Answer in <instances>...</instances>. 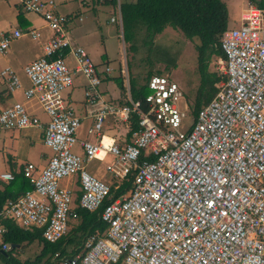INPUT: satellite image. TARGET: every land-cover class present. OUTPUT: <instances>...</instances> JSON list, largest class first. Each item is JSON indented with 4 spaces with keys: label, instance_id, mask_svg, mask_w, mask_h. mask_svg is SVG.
Returning <instances> with one entry per match:
<instances>
[{
    "label": "built area",
    "instance_id": "built-area-1",
    "mask_svg": "<svg viewBox=\"0 0 264 264\" xmlns=\"http://www.w3.org/2000/svg\"><path fill=\"white\" fill-rule=\"evenodd\" d=\"M12 1L39 16L51 34L41 42V54L22 69L28 85L23 87L17 72L5 65L0 91L20 89L47 120L42 126L14 101L0 109V130L42 128L51 155L38 171L32 163L22 167L31 188L6 200L0 219L10 218L23 229L40 228L46 241L60 239L74 217L72 189L60 182L76 175L77 205L88 211L103 205L99 216L106 227L84 237L82 254H54L55 264H264V11L247 2L239 24L220 33L224 57L217 59L225 80L183 130L184 113L176 107L183 93L175 81L150 75L144 107L128 92L126 103L106 101L96 65L68 36L70 17L55 9L64 0ZM21 35L40 38L37 29L1 30L0 54ZM76 75L84 80L82 101L92 118L87 134L99 135L107 116L128 124L134 113L138 127L128 142L80 141L83 159L72 152L80 117L61 91ZM93 159L106 161L114 184L85 169L83 161ZM128 174L131 186L108 200L110 184L117 188ZM12 178L10 172L0 173L2 181ZM4 231L0 224V236ZM8 247L1 243V249Z\"/></svg>",
    "mask_w": 264,
    "mask_h": 264
},
{
    "label": "trees",
    "instance_id": "trees-1",
    "mask_svg": "<svg viewBox=\"0 0 264 264\" xmlns=\"http://www.w3.org/2000/svg\"><path fill=\"white\" fill-rule=\"evenodd\" d=\"M264 11V0H248ZM115 4V0H112ZM120 27L123 39L132 40L135 28L143 27L146 37L150 39L157 33H160L165 26L178 30L185 38L195 40L194 50L196 53V71L198 73L199 83L196 90L195 102L188 107L191 123L194 122L197 110L208 102L218 87L215 84L225 80V75L216 71L207 69L208 62L213 58H223L224 54L219 47L218 41L220 33L227 27V9L222 0H134L129 3H119ZM154 74H160L156 72ZM152 73L147 72L144 82L135 86L130 80L128 93L131 100H138L141 107L143 97L148 93L146 82ZM116 84L120 91L123 89L122 82L116 79ZM198 95L200 100L198 99ZM126 103L123 100L121 103ZM137 117L131 113L129 119V130L127 136L130 137L133 131L137 130ZM129 141V140H128ZM114 184V181H112ZM131 186V174L121 180L117 188L111 184L112 200L123 194ZM31 186L28 180L23 176L22 171L13 176L6 183H0V208L6 200H13ZM79 196V194H78ZM76 197L75 203L77 202ZM104 202H107L106 200ZM101 205L94 211H88L80 208L77 203L71 208L74 214V224L60 239L49 242L41 236V229L32 227L23 229L18 227L10 218L0 219V224L5 231L0 236V259L3 264H55L52 262L54 254L58 257H73L78 253H83L82 240L88 234H100L106 227V223L100 219ZM71 222L68 221V225ZM37 240L41 244L39 253L32 261H18L12 255V251L21 242H31ZM1 243L8 244L7 249H1ZM72 248H71V247ZM70 247V249H68ZM54 259H56L54 257ZM17 260V261H16ZM56 262V261H55ZM76 264H79L77 262ZM111 264H121V261Z\"/></svg>",
    "mask_w": 264,
    "mask_h": 264
},
{
    "label": "rangeland",
    "instance_id": "rangeland-1",
    "mask_svg": "<svg viewBox=\"0 0 264 264\" xmlns=\"http://www.w3.org/2000/svg\"><path fill=\"white\" fill-rule=\"evenodd\" d=\"M71 1H73L75 5H79L80 3L79 0ZM89 1L90 0H88L87 3ZM115 1L116 6L111 4H100L97 6L95 14L96 21H92L96 27L95 31L91 32L90 28H88L90 26V19L87 15L90 12H86L90 10H84L83 13H81V21L78 23L72 21L73 24L67 32L70 36L72 34L75 36L77 32L85 34L83 32V28H85L86 37L91 40V48L88 53L89 57L94 65L98 67L100 62H102V70L104 67L109 69V81L113 83L115 93H119L120 91L115 80H121L123 86L121 96L123 97V100H125L126 93L128 92L130 80L134 82L135 86H139L144 82V77L147 72L152 74L159 72L167 78L175 81L183 93L182 97L176 101V107L180 112L184 113L181 129H186L192 120L188 107L195 102L196 90L199 83L198 73L196 71V53L194 50L195 40H189L178 30L165 26L160 33L155 34L151 39L146 37V32L143 27L135 28L132 40L125 41L120 30L121 27L118 26L116 9L119 3H129L134 2V0ZM222 1L226 4L227 9V27L237 26L239 24L241 9L249 1ZM5 7L6 4L0 0V17ZM111 18L115 21H112ZM217 58L213 57L208 62L207 69L209 71L221 73L220 67L222 66V62H219V58ZM120 69H123L124 72H120ZM75 77L82 78L81 75H76L74 78ZM218 84H215V86H218ZM71 86L61 91V95L65 102L68 100L73 101L74 99L79 100L81 96L83 99L82 87ZM14 95L17 96L18 92ZM68 96L69 99H67ZM19 100L23 101L22 98H19ZM197 100H200L199 95ZM28 102L32 103L31 101ZM40 110L37 108L35 109L37 114L42 116L43 114ZM43 118L45 119L44 115ZM118 123L119 125H122L121 122ZM83 128L84 124L81 123L75 134L76 138L79 139L80 136H84L87 141L94 142L95 139L92 136L93 134H84ZM8 132V130H0V137ZM20 133H25L28 136L26 139L31 140V144L24 145L27 150L25 156L15 157L14 160H17L18 162H25L28 160L34 164L36 171L40 170V168L43 167V163L38 160V154L45 153V155H48L49 157L51 151L40 142L36 128H27ZM80 149L81 148L77 142H75L71 148L72 152L77 155L80 153ZM3 155L4 153L0 148V162H2ZM105 164L106 161L96 159L87 163L83 162L85 169L89 173L104 183H109L111 180L105 170ZM72 185H74L73 182ZM74 222L75 221H72L70 225H68V229L74 224ZM70 247L68 249H70ZM40 248L41 244L37 240L22 242L18 248H15L12 251V254H18L21 261L31 260L39 253Z\"/></svg>",
    "mask_w": 264,
    "mask_h": 264
},
{
    "label": "crops",
    "instance_id": "crops-1",
    "mask_svg": "<svg viewBox=\"0 0 264 264\" xmlns=\"http://www.w3.org/2000/svg\"><path fill=\"white\" fill-rule=\"evenodd\" d=\"M2 1L6 4V7L5 9H3L2 15L0 17V30L12 31L15 29H20L22 32H24L28 29H37L40 33L39 40L36 39L33 40L27 35H21L20 37L12 39L9 42L6 52L3 55L0 54V68L5 65L12 67L17 72L21 80L22 86L25 87L28 85V83L25 76L23 75L22 69L24 65H26L31 60H33L34 58H36L41 54V42L46 40L50 36L51 32L47 27H45L44 22L39 16L33 13L23 12L15 1L12 0L11 1L2 0ZM87 1L88 0H79L80 2L79 5H75L71 0H64L63 2L59 3L56 6L55 9L57 12L70 17V20L67 24V31L72 26L73 24L72 21L77 23L81 21V13H83L84 10H90L86 12V13L90 12L87 15L90 19V23H89L90 26L88 28H90L91 32L95 31L96 27L92 21H96L95 14L97 11V6L100 4H111L113 6H116V1L115 4H113L112 0H102V1L90 0L88 3ZM116 10L117 12L119 11L118 5ZM118 20L119 19L117 14V21ZM83 32L85 34H80L77 32L75 36L73 34L70 36L69 33L68 32L67 33L73 43L81 45L82 47L85 48L86 52L89 53V49L91 48V40L87 39L85 28H83ZM96 67L100 72V77H101V82L98 88L100 90L102 98L112 103H121L122 102L121 100H123V97L121 96V91H119V93H115L113 83L109 81L110 79L109 73L105 72L104 68L102 70V62H100L99 67L98 66ZM73 85L82 87V92H83V88L85 86L83 78L75 77L72 83V86ZM16 92H18L17 96L14 95ZM19 98H22L23 101L19 100ZM67 99H69V96ZM14 101H19L23 103L24 106L31 113H33L39 118L41 125L44 126V123L47 120V116L42 110H40V108L32 100L24 99L20 89L12 93H7L5 90L0 91V109ZM28 101H31L32 103H29ZM67 102H69L70 104L72 102L71 105L74 111L80 117V125L81 123L84 124V128H83L84 134H87L86 129L91 125L92 118L87 115V110L83 104L82 96L80 97L79 100L74 99L73 101L68 100ZM36 108L39 109L40 112L45 116V119L43 118V115L40 116L37 114V112L35 111ZM121 124L122 125H119L118 121H114L110 116H107L103 120L101 130L99 131V135H95V134L92 135L95 139L94 142H97L98 140H102L103 143L114 141L116 143L122 144L124 142H128V140L130 139V137L127 136V131L129 130V123L128 124L121 123ZM28 128H33V127H28ZM25 129L27 128L8 130L9 131L8 133L0 137L1 138L0 148L1 151L4 153V155L2 156V162H0V173L10 172L14 176L20 173L22 167L26 164L25 162L32 163L28 160L25 162H18L17 160H14L15 157L25 156L27 150L24 145L31 144V140L26 139L28 136L25 133H20ZM36 129L38 132L39 140L41 143H43L42 128H36ZM80 141H87V140L84 138V136H80L79 139L76 138V142L78 143V145ZM78 155L81 157V159H83V154L81 149ZM37 157L38 160H40L44 166L46 160L48 159V155H45V153H40L38 154ZM83 162L87 163L85 161ZM1 182L6 183L5 181L0 180V183ZM72 182L74 183V185H72ZM110 182H112V180ZM60 184L61 185L69 184V187L72 189V205L74 206L77 203V202L75 203V200L79 194V186L77 183L76 175L72 176L69 180L63 179L60 182ZM73 219L70 218L69 222L74 221ZM19 245H17L16 248H18ZM12 255L14 256L15 259L21 262V259H19L18 254L17 255L12 254ZM33 259L26 261L30 262ZM54 261L55 259L52 258V262ZM0 264H3L1 259H0ZM13 264H18V263L14 262Z\"/></svg>",
    "mask_w": 264,
    "mask_h": 264
}]
</instances>
